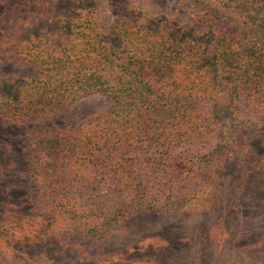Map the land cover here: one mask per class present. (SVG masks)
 <instances>
[{
	"label": "trees",
	"instance_id": "1",
	"mask_svg": "<svg viewBox=\"0 0 264 264\" xmlns=\"http://www.w3.org/2000/svg\"><path fill=\"white\" fill-rule=\"evenodd\" d=\"M8 1L0 65L20 76H0V119L39 129L32 144L23 137L33 153L21 160L0 148L3 214L22 203L8 177L20 161L24 203L47 210L60 235L122 233L138 212H213L232 195L264 205V0H165L167 12L112 0L107 24L100 0ZM97 95L103 115L78 117L74 105Z\"/></svg>",
	"mask_w": 264,
	"mask_h": 264
},
{
	"label": "rangeland",
	"instance_id": "2",
	"mask_svg": "<svg viewBox=\"0 0 264 264\" xmlns=\"http://www.w3.org/2000/svg\"><path fill=\"white\" fill-rule=\"evenodd\" d=\"M111 1L100 0L99 13L106 24L112 17ZM140 1L144 9H154L150 6L152 0ZM155 1L157 9L161 10L169 4L165 0ZM11 6L8 0L5 3L0 0V9L7 10ZM17 72L9 65H0V76L9 73L20 76ZM107 105V99L97 95L82 99L74 106L78 108L77 116L83 117L103 115ZM61 120L59 116L58 121ZM13 126L9 128L0 119V139L8 142L6 146L4 142L0 144V148L4 153L17 155L18 160H21V156L33 153L32 148L25 152L21 141L28 137L32 139L31 144L35 141L38 123L29 121L24 126L16 123ZM23 165L20 161L15 168L11 169L9 165L8 170L9 181H21V197L14 198L22 202L19 203L18 214H3L0 209V258L5 256L6 264H264V205L258 207L256 202L243 204L237 196L232 195L218 199V202L223 203L213 212L203 211L202 208L195 213L138 212L124 221L125 232L122 233L112 228L104 234L93 236L81 232L60 235L58 221L56 224L48 223L50 215L47 210L30 208L24 203V198L32 193V187L28 183L24 185L27 175ZM242 190L246 191L247 187ZM48 199L49 196L44 198ZM219 217L225 220L215 227ZM23 229L27 231L25 235L31 232L33 235L40 230L39 236H29V241H21L19 235ZM207 233L210 241L204 242ZM159 239L166 245L163 252L147 254L142 251L144 245L152 242L157 244ZM137 243L141 244L139 250H131L128 253L131 259L123 260L126 248ZM15 256L21 257L23 261L15 260Z\"/></svg>",
	"mask_w": 264,
	"mask_h": 264
}]
</instances>
